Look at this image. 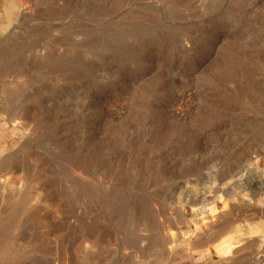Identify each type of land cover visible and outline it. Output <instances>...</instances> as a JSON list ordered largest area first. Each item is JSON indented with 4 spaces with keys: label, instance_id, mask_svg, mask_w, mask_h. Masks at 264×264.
I'll return each instance as SVG.
<instances>
[{
    "label": "rangeland",
    "instance_id": "rangeland-1",
    "mask_svg": "<svg viewBox=\"0 0 264 264\" xmlns=\"http://www.w3.org/2000/svg\"><path fill=\"white\" fill-rule=\"evenodd\" d=\"M0 264H264V0H0Z\"/></svg>",
    "mask_w": 264,
    "mask_h": 264
}]
</instances>
